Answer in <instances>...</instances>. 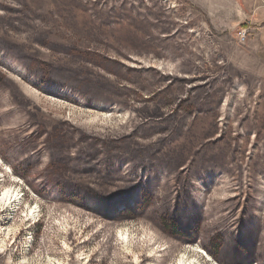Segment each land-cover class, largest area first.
Masks as SVG:
<instances>
[{
    "label": "rangeland",
    "instance_id": "obj_1",
    "mask_svg": "<svg viewBox=\"0 0 264 264\" xmlns=\"http://www.w3.org/2000/svg\"><path fill=\"white\" fill-rule=\"evenodd\" d=\"M0 100V264H227L242 221L264 264V0H0Z\"/></svg>",
    "mask_w": 264,
    "mask_h": 264
},
{
    "label": "trees",
    "instance_id": "obj_2",
    "mask_svg": "<svg viewBox=\"0 0 264 264\" xmlns=\"http://www.w3.org/2000/svg\"><path fill=\"white\" fill-rule=\"evenodd\" d=\"M1 65L4 67V64ZM8 68L13 70L10 67ZM13 71L15 72V70ZM16 72L18 71L16 70ZM36 84L38 83L36 82ZM50 89L53 90L54 86L44 89V92L48 93ZM129 197V195L120 196L118 193L111 196L102 194L93 196L85 192V194L81 195L80 200L85 203V208L93 213L115 215L119 208L132 204V201L128 199ZM187 202L188 199L177 198V201L173 202L174 207L172 210L164 211L165 217L160 222V226L165 233L172 238L175 237L183 241H187L190 237L194 236L193 223L194 220H198L197 215H195V212L192 211ZM145 205L146 207L148 206L147 203ZM239 226V230L236 231V235L232 241H228L222 238L221 235H218L209 247L213 256L224 257L227 264H251L255 257L253 247L255 246L256 231L254 225H249L247 221H242L239 223ZM194 227L196 230L197 226Z\"/></svg>",
    "mask_w": 264,
    "mask_h": 264
},
{
    "label": "bare ground",
    "instance_id": "obj_3",
    "mask_svg": "<svg viewBox=\"0 0 264 264\" xmlns=\"http://www.w3.org/2000/svg\"><path fill=\"white\" fill-rule=\"evenodd\" d=\"M18 197H19L18 191L15 190L14 188L8 187L4 190V192L0 196V205H2L3 208H6V207L13 208L14 206H16ZM180 255H181L180 259H178V262L176 264H198L199 263L196 258L192 256L191 257L187 256L188 253L186 251L181 252ZM206 258H207V255H206Z\"/></svg>",
    "mask_w": 264,
    "mask_h": 264
}]
</instances>
